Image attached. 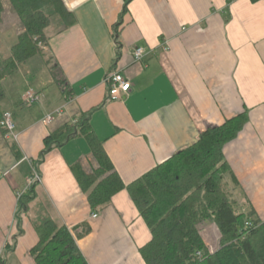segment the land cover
Here are the masks:
<instances>
[{"label":"crops","instance_id":"0c3cea01","mask_svg":"<svg viewBox=\"0 0 264 264\" xmlns=\"http://www.w3.org/2000/svg\"><path fill=\"white\" fill-rule=\"evenodd\" d=\"M62 2L74 25L52 34L41 54L0 83V113L14 124L12 133L0 129V264H34L39 216L66 227L87 264H144L138 251L151 235L127 191L94 211L74 178V166L98 168L87 142L78 137L44 151L46 137L82 116L128 186L206 129L246 113L223 155L239 185L230 188L237 209L264 222V0H132L124 13L123 0ZM135 48L144 50L141 63L133 61ZM48 60L61 71L67 95ZM115 72L130 83L121 100L109 96L106 79ZM28 91L38 98L32 105L23 102ZM58 109L62 114L44 123ZM32 172L40 183L14 228L17 194ZM198 229L207 250L210 240V253L216 251L215 224Z\"/></svg>","mask_w":264,"mask_h":264},{"label":"trees","instance_id":"16d2710c","mask_svg":"<svg viewBox=\"0 0 264 264\" xmlns=\"http://www.w3.org/2000/svg\"><path fill=\"white\" fill-rule=\"evenodd\" d=\"M8 1L21 32L10 56H0V83L13 77L20 64L42 53L52 35L50 29L58 34L75 23L62 0ZM131 1L123 0V13ZM3 12L0 0V24ZM120 25L121 21L117 22L118 28ZM114 38L118 43V34ZM47 65L55 84L67 95L68 86L61 71L50 60ZM3 98L0 84V101ZM2 117L0 113V121ZM246 122L247 114L242 113L221 126L206 129L194 144L128 186L113 172L102 143L85 116L46 137L44 151L60 148L78 137L87 142L98 168L86 173L74 166V178L94 211L109 205L116 193L127 191L151 235L138 251L144 264H264V222L252 211L242 213L237 209L230 188L239 185L223 155L224 146L238 136ZM35 187L18 199L24 212L34 200ZM206 221L214 223L220 233L219 248L214 253L207 250L198 229ZM245 222L251 227L244 230ZM33 225L38 235V243L31 250L34 264H87L66 227L50 216L37 217Z\"/></svg>","mask_w":264,"mask_h":264},{"label":"built area","instance_id":"2783aa9c","mask_svg":"<svg viewBox=\"0 0 264 264\" xmlns=\"http://www.w3.org/2000/svg\"><path fill=\"white\" fill-rule=\"evenodd\" d=\"M144 58V50L142 48H135L133 51V61L134 63H141ZM106 82L109 87V96L112 100H121L123 96H125L130 91V83L123 77L122 74L115 72L110 74ZM37 95L32 92L28 91L24 96V104L32 105L37 101ZM62 114L61 109L55 110L52 114L48 115L45 118L44 123L51 124L54 122L55 118ZM76 123V122H75ZM73 123V124H75ZM0 129L7 131L8 133H12L14 129V124L8 114H3L2 120L0 121ZM40 183V177L35 173L32 172L30 177L27 179L25 190L30 189L32 186ZM23 193H18V199L21 197ZM97 216L92 215V218L95 219ZM251 227L249 222H245L244 230ZM199 255V254H197Z\"/></svg>","mask_w":264,"mask_h":264},{"label":"rangeland","instance_id":"374dc122","mask_svg":"<svg viewBox=\"0 0 264 264\" xmlns=\"http://www.w3.org/2000/svg\"><path fill=\"white\" fill-rule=\"evenodd\" d=\"M3 5V15H2V23L0 24V56L8 57V50L16 44L17 42V34L20 30V23L17 21V23H14V19L18 20L16 14L13 11V8L8 0H1ZM16 28V29H15ZM19 29V30H18ZM52 34L54 33V30H51ZM44 48V47H43ZM39 58L45 59L43 55H38ZM38 58V57H37ZM14 92V91H13ZM16 215L15 218H13V221H15L14 228L19 224L21 217L23 215L24 208L18 204V207L16 209ZM211 237V236H210ZM209 237V238H210ZM12 241V240H11ZM209 241V252L214 250V244L210 240ZM215 252V251H214ZM212 252V253H214Z\"/></svg>","mask_w":264,"mask_h":264}]
</instances>
